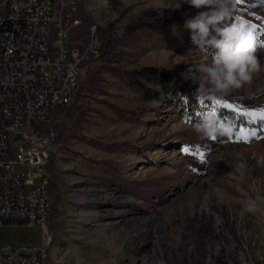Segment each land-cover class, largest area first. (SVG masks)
I'll return each mask as SVG.
<instances>
[{
    "label": "rangeland",
    "instance_id": "obj_1",
    "mask_svg": "<svg viewBox=\"0 0 264 264\" xmlns=\"http://www.w3.org/2000/svg\"><path fill=\"white\" fill-rule=\"evenodd\" d=\"M204 10L182 0H83L74 39L89 40L95 27L101 56L82 73L77 101L56 106L32 129L37 137L57 131L46 168L49 224L3 217L0 241L46 244L52 264H216L213 244L186 243L199 206L214 195L226 201L230 219L242 218L240 234H230L242 244L220 254L222 264L225 256L264 264V211L245 210L249 199L264 198V126L249 142L220 143L197 131L218 99L264 110V0H240L231 18L255 25L260 71L215 100L195 82L214 54L184 26ZM143 19L153 26L129 28ZM106 38L114 43L110 62ZM145 71L156 80L166 73L171 91L149 99L131 87Z\"/></svg>",
    "mask_w": 264,
    "mask_h": 264
},
{
    "label": "built area",
    "instance_id": "obj_2",
    "mask_svg": "<svg viewBox=\"0 0 264 264\" xmlns=\"http://www.w3.org/2000/svg\"><path fill=\"white\" fill-rule=\"evenodd\" d=\"M82 2L0 0V225L3 217L49 224L46 168L57 131L37 137L32 129L47 121L56 106L77 101L82 73L101 56L95 27L89 40L74 39ZM227 206L218 196L207 197L186 234L188 244H213L216 264H222L220 254L228 255L232 244H242L230 237L232 230L240 234L242 218L230 219ZM223 260L235 264L226 256ZM242 261L237 263L259 264L246 257ZM0 264H52L51 250L46 244H0Z\"/></svg>",
    "mask_w": 264,
    "mask_h": 264
},
{
    "label": "clouds",
    "instance_id": "obj_3",
    "mask_svg": "<svg viewBox=\"0 0 264 264\" xmlns=\"http://www.w3.org/2000/svg\"><path fill=\"white\" fill-rule=\"evenodd\" d=\"M182 2L197 10L206 9L186 19L184 26L191 31L194 44L216 49L211 63L199 66V75L195 77L198 92L215 100L250 82L253 74L261 68L257 57L256 27L242 16L231 20L238 0ZM197 131L202 137L214 140L217 137H231L234 130L230 124L210 111L203 117ZM262 203L264 198L249 199L245 210L253 213L264 211Z\"/></svg>",
    "mask_w": 264,
    "mask_h": 264
},
{
    "label": "trees",
    "instance_id": "obj_4",
    "mask_svg": "<svg viewBox=\"0 0 264 264\" xmlns=\"http://www.w3.org/2000/svg\"><path fill=\"white\" fill-rule=\"evenodd\" d=\"M181 22H184V19H181ZM153 22L148 19H143L139 22H136L132 24L129 28L135 29V28H144V27H151L153 26ZM104 48H105V55L104 60L111 61V57L113 54V41L111 38H106L103 42ZM212 51V54H215L216 49L212 47H207ZM130 86L134 89L138 90L139 92L143 93L144 96H146L149 99H155L158 98L162 93L167 94L171 91L170 86V79L169 76L166 73H163L159 76V78L156 80L155 77L153 78L151 75H148V73L145 72H139L135 74L130 79ZM147 82L152 83L153 85H158L160 87V90L157 89L155 86H149L147 85ZM210 102V100H208ZM234 109L243 110V111H250L244 108H237L233 105ZM218 117L223 120L224 122L230 124L233 127V124H235L238 128H249L260 131L261 128V122L259 117L256 118V120H252L248 117L241 116L239 114V111H234L233 109L229 108H222L218 109ZM237 127H233V135L231 137H217L215 140H217L220 143L227 142L237 135Z\"/></svg>",
    "mask_w": 264,
    "mask_h": 264
},
{
    "label": "snow or ice",
    "instance_id": "obj_5",
    "mask_svg": "<svg viewBox=\"0 0 264 264\" xmlns=\"http://www.w3.org/2000/svg\"><path fill=\"white\" fill-rule=\"evenodd\" d=\"M239 2H240V0H238V3ZM236 18H238V16H236ZM261 44H264V40L261 41ZM222 108H229V109H233L234 111H239V114L241 116L248 117L252 120H256V118L259 117L261 125L264 126V110H261L259 112L238 110V109H234L232 104L222 102L221 100L218 99L215 101V106L212 108L211 112L213 115H218V109H222ZM233 127H237V126L235 124H233ZM255 136H256L255 130L246 131L243 128L237 127V135L235 137V140H236V142H240V141L249 142ZM182 151L185 152L186 154L191 153V149L189 146H183ZM197 152H198V150H197ZM198 155H200L201 159H203V156L201 153L198 152Z\"/></svg>",
    "mask_w": 264,
    "mask_h": 264
},
{
    "label": "crops",
    "instance_id": "obj_6",
    "mask_svg": "<svg viewBox=\"0 0 264 264\" xmlns=\"http://www.w3.org/2000/svg\"><path fill=\"white\" fill-rule=\"evenodd\" d=\"M5 243L11 244V243H8V242H5V241H0V244H5Z\"/></svg>",
    "mask_w": 264,
    "mask_h": 264
}]
</instances>
